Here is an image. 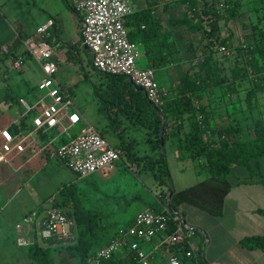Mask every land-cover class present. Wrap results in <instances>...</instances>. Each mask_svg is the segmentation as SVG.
<instances>
[{
  "label": "rangeland",
  "instance_id": "374dc122",
  "mask_svg": "<svg viewBox=\"0 0 264 264\" xmlns=\"http://www.w3.org/2000/svg\"><path fill=\"white\" fill-rule=\"evenodd\" d=\"M49 1L58 6L66 4V0H0L3 12V15L0 14V19H2V21L0 20L2 22L0 31L3 27H8L16 36L17 41H22L20 47H17L20 52L18 56L22 60L20 69L14 66L12 53L3 52V47L0 51V118L8 115L15 119L20 117V112L25 110L19 100L21 91L17 88L18 82H16L19 78H24L30 86L35 87L41 78L45 77L40 61L29 52L27 41L33 39L35 42H39L41 40L38 27L47 23L48 14L45 5ZM242 1L243 7L237 18L228 22L220 21V37L222 39L231 37L232 49L225 52L218 51L217 58L221 59L229 72L234 68L236 60L241 61V45L255 40L254 25L264 16V5L261 1ZM148 2L149 0H134L137 7L145 6ZM185 10L186 5L176 0H159L157 5V12L163 19L167 30H170V18L182 17ZM176 29L180 32L177 33L176 42H179L182 47V51L180 49L178 54L179 62H175L173 64L175 66H170V72L173 71L170 77L165 75L163 79L162 70H156L157 79L165 92H168L165 88L166 84L177 81L180 74L190 66L192 55L187 48L191 42L197 48H201L206 42L202 41L203 33H193L186 26H176ZM17 30L22 34L20 35ZM4 46L10 50V43ZM3 57H5L4 60ZM78 58L77 62L72 59L61 62L55 77L65 84L67 90L73 89L76 102L84 117L83 121L85 120L88 124L95 126L115 147H120L123 142L132 141L134 143L136 141L134 152L146 153L151 146L149 142H146L152 136L151 129L146 124L134 122L125 115L113 110H106L104 102L94 92V84L100 85L101 74L93 68L90 57L84 49H79ZM138 64L146 67V58L141 56ZM10 72L16 80L15 84L13 82L14 88L11 90L7 88L6 84L7 75ZM85 75L87 78L83 79ZM104 75L110 84V78L105 73ZM24 80L22 79L21 87L26 84ZM249 84V81L244 82L245 86L240 87L238 92L230 95L226 93V89H216L204 100L208 107L214 108L218 121L231 120L242 124L245 127L242 137L250 136L247 130L249 124L258 118H264V91L258 93V97L254 100V107H249L246 100ZM40 94L41 91L37 88V97ZM27 100L34 103L36 98ZM46 101L49 99L47 98ZM36 111V109L33 110V112ZM150 118L147 116L146 122H151ZM174 149L171 142H167L171 179L177 187L190 185L197 179L204 178L209 174L207 170H202L201 175L191 170H182L181 167L185 163L178 159ZM12 156H7V158L0 156V264H38L28 255L27 247L36 242L40 244H44V242L37 240L36 230H28L21 236L30 242L20 245L18 242L19 228L26 224L27 213L35 209L51 207L54 199L59 197L60 188L65 184L71 182L86 184L89 188H85L84 191L83 200L85 204L100 211L104 222L113 228H116L114 223L121 222L122 219L130 222L140 211L151 207L155 201L164 199L163 191H160L158 185L155 186L151 182L153 177L142 172L140 162L128 160L126 152L122 159L117 162L115 170L107 176L110 179V188H101V190L93 188L95 184L90 178L93 174L98 176L99 171L82 178L54 155H51L52 157L47 161L40 154L35 160L26 163L22 157L12 158ZM21 164H23L22 169H20ZM260 166L264 176V159L260 161ZM256 168L257 166H255ZM260 177L259 175L255 176V178ZM246 178H250V172L242 166L236 167L229 176L233 187L239 186L235 188H249L244 184ZM263 186L260 183L259 186L252 188H264ZM96 194L99 195L95 197ZM134 196L138 198L132 199ZM183 210H185L187 224L193 231L192 233L190 230L189 238L195 245L202 264H207L206 259L218 261L223 250L237 248L235 232L229 231V227L236 224V219L229 221L224 228L219 223L221 220L219 216L211 215L194 207H181L182 213ZM51 248L53 252L50 264H77V261L71 259L62 249L57 246ZM143 248L148 253L152 251V246L147 243L143 245ZM186 263L197 264L193 260H186L184 264Z\"/></svg>",
  "mask_w": 264,
  "mask_h": 264
},
{
  "label": "trees",
  "instance_id": "16d2710c",
  "mask_svg": "<svg viewBox=\"0 0 264 264\" xmlns=\"http://www.w3.org/2000/svg\"><path fill=\"white\" fill-rule=\"evenodd\" d=\"M176 1L184 3L186 10L182 17L170 18V30L166 29L163 19L157 13L159 0H149L147 5L136 7L125 20L130 39L145 44L147 66L155 70L171 66L178 61L179 49L172 44L173 39L171 40L176 26H186L193 33H203L202 41L206 42L201 48H197L193 42L188 46L192 55L190 66L172 83L173 95L167 96L165 103L157 107L150 101L145 91L128 77L111 74H106L110 78L107 88L103 91L95 88V91L104 102L106 110L125 115L134 122L146 124L151 129L152 136L149 139H155L157 153L135 155L132 158L133 161L142 163L143 169L152 173L157 185L164 188L162 192L164 199L152 203L151 208L163 211V204L173 189L166 149H162V143L171 134L180 136L177 144L180 157L191 158L194 161L204 158L202 165L209 171L207 178L175 191L170 200L172 208L180 211L184 204H189L219 216L224 212L225 199L232 187L229 176L236 167L242 166L249 170L250 178H246L245 183L264 185L260 166V161L264 159V118H258L249 124L247 130L250 136L242 137L245 132L242 124L231 120L216 122L215 112L209 109L204 100L216 89H226L228 95L236 93L240 87L245 86L244 82L249 81L246 100L249 107H254L258 93L264 91V16L254 25L255 40L241 45V61L236 60L234 68L229 72L221 59L217 58L222 46L227 50L232 49V38L220 37V21L228 22L237 18L241 13L243 1L225 0L226 6H220L221 0ZM259 1L264 5V0ZM66 3L70 9L76 10L68 0ZM45 38L56 44L53 40L58 41V35L54 27L48 29ZM21 42L17 41L8 27H3L0 31V51L3 45L10 43L9 53L14 54ZM147 116L151 117V122H146ZM164 120L165 130L163 135H160ZM11 130L16 133L19 128L17 125H11ZM118 148L122 156L126 152L125 149L128 154L131 153L123 144ZM256 175L261 177L255 178ZM83 196L84 191L76 182L60 188L57 204L71 207L78 237L74 243L65 244L59 241L57 247L75 259L77 264H139L138 261L121 257L119 254L108 259H100L98 263L93 262L97 251L118 236L119 227L109 228L101 212L87 206ZM137 198L134 196L132 199ZM256 212L264 217V209L258 208ZM134 219L121 226L132 224ZM240 241L245 248L264 250V234L246 235ZM45 243L54 244V241L49 240ZM27 252L38 264H50L52 257L50 245L36 242L27 247ZM156 263L158 261H155ZM199 264L202 262L199 261Z\"/></svg>",
  "mask_w": 264,
  "mask_h": 264
},
{
  "label": "built area",
  "instance_id": "2783aa9c",
  "mask_svg": "<svg viewBox=\"0 0 264 264\" xmlns=\"http://www.w3.org/2000/svg\"><path fill=\"white\" fill-rule=\"evenodd\" d=\"M226 5L225 0H221L220 6ZM135 8L134 0H80L76 10L82 20L81 39L90 49L93 65L99 71L128 77L145 91L155 106L160 107L167 100L168 92L161 87L155 69L139 66L138 60L142 55L140 45L130 39L125 24ZM52 24L54 21L50 20L38 28L41 35L39 42L33 39L27 41L29 52L36 56L45 72V77L38 84L41 94L35 102L21 100L25 108L22 117H30L33 128L15 133L11 125L0 123V156L7 158L24 152L34 146L37 133L44 132L50 135L38 148V153L58 157L82 178L97 171L110 174L122 159L121 150L91 124L87 123L79 132L73 133V129L83 122V116L70 91L55 78L59 68L54 59L55 46L45 38ZM220 50L225 52L227 48L222 46ZM4 51L9 52L7 46L3 47ZM21 64L22 60L18 58L15 65L19 67ZM47 98L49 101H46ZM34 109L37 111L33 112ZM57 128L61 129L60 132H55ZM71 211V207L59 206L55 198L51 207L35 209L25 220L31 230H36L40 242L74 243L78 237L77 224ZM190 230L193 233L183 213L169 207L167 199L163 211L147 207L137 214L132 224L119 227L118 236L97 251L93 262L111 258L124 248L127 257L139 264H154L155 257L160 255L167 258L166 264H184L186 260L199 264L195 245L189 238ZM18 242L24 245L30 241L19 237ZM146 243L151 244V253L144 250Z\"/></svg>",
  "mask_w": 264,
  "mask_h": 264
},
{
  "label": "crops",
  "instance_id": "0c3cea01",
  "mask_svg": "<svg viewBox=\"0 0 264 264\" xmlns=\"http://www.w3.org/2000/svg\"><path fill=\"white\" fill-rule=\"evenodd\" d=\"M79 1L80 0H68V2L71 5H73L75 8H76L77 3ZM66 4L58 6L56 3H53V2L49 1L45 5L46 12L48 14L47 23L50 20L54 21V24H52L49 28L54 27L55 31L57 32V35H58V38H57L58 41L53 40L56 43V46L53 43L54 46L55 47L58 46L57 50H55V52H56L55 53L56 60L58 61L59 66H60L61 62H67L68 59H72L75 62H77V60H79V58H78L79 57V49H84L88 53V55L90 57V62L92 64L93 68L96 69L94 67V65H93V62H92V53H91L90 49L83 44L82 39H81V28H82L81 15L78 13V11L70 9ZM0 8H1V3H0ZM157 13L159 14V12H157ZM0 14L3 15L2 9L0 10ZM47 23H44V25L47 24ZM41 26H43V25H40L39 27H41ZM177 33H180V32L177 31V29L175 27L173 29V35H172L173 38H171V40L173 39L172 44H175L178 47V49L179 50L181 49V51H182V47L180 46L179 42H176V38L178 37ZM137 43L140 45V48H141V51H142V55L141 56H144L146 58V62H147V65H148V56H147V50H146L145 44L143 42H141V41H137ZM3 47H4V45H3ZM19 53L20 52L17 50L13 55H14V66L16 68L20 69L21 66L17 67L15 65V61L18 59V57L20 58V56H18ZM171 66H175V65L172 64ZM160 69L163 72V79L165 78V75H167V77H170L171 72L173 74V71L170 72V70H171L170 66L163 67V68H160ZM43 71H44V69H43ZM97 71L101 74L102 78H101V81H100V85L94 84L95 95H97L96 91H95V88H97L100 91H103L104 89L107 88V86L109 84V80L105 77L104 73H102L99 70H97ZM11 76H13V77H11ZM15 76H17V75H15ZM86 78H87V76L85 75L83 77V79H86ZM22 79L24 80V78L21 77V78L18 79V81H16L14 75H12V73L10 72L7 75V81H6L7 88L9 90L13 89L14 88L13 82L15 84V81H16V82H18L17 83L18 84L17 88L20 89V91H21L20 92V99H19L20 102H21L22 99L27 100L29 98L34 100L37 97L38 84L41 82L43 77L35 85V87L30 86L29 83H27L26 80H24V82L26 84H24V86L21 87ZM56 80L61 86H63L64 88H67L65 86V84H63L58 78H56ZM173 82H175V81H173ZM173 82H171L170 84H166V86H165L166 90L168 91V95H170V96L173 95V92H172V83ZM69 91H70V93H71V95H72V97L74 99L76 107L80 111V106L76 102V97H75V94L73 92V89L69 90ZM209 109L210 110L212 109L215 112L214 108H210L209 107ZM80 113H81V111H80ZM22 114H23V111L20 112V114H19L20 117H16L15 119H12L8 115H6L4 117H1L0 118V123L4 124V125H17L19 130L33 128L31 118L29 117L27 119H24L22 117ZM215 116H216V114H215ZM83 119H84V117H83ZM216 122L223 123V121L221 122V121L217 120V116H216ZM86 124H87V122L85 120L83 122H81L79 125H77L73 129V133H76L77 131H80L81 129H83ZM60 130H61L60 128H57V130L55 132H60ZM168 132H170V128L168 129ZM49 135H50V133L38 132L37 133L36 142L34 143V146L33 147L32 146L28 147L22 153L14 154L12 156V158L20 156V157H22L25 160L24 163H26V162H30V161L35 160L41 154V155L44 156V158L47 161H49L50 158L52 157L51 154L38 153V151H37L38 148L49 137ZM179 137H180L179 135H171V134L168 135V138L166 139V141L163 142L164 148L166 149V153H167V142H171V145H173V147L175 148L174 150H175L176 156L178 157V159L180 161L185 163V164H183L181 169L184 170V171L191 170V171L195 172L196 174L201 175L202 174L201 173L202 170H207L202 165V162L204 161V158H200V159H197V160L194 161L191 158H182V157H180V153H179V150L177 148V144L179 142ZM172 138H173V140H171ZM135 142L132 143V141H131L129 143H125V142L121 143V145L123 144V146H125V148H128L131 151V153L128 154L127 153V149H125L128 160L131 161L133 156H135V155H145V154H156L157 153V149H156V144L157 143H156L154 138L151 139V140L148 138L146 140V142H149L151 144V146L149 147L147 152L145 151L146 153H144V154H138V153L134 152L133 149H134L135 144H136ZM175 144H176V146H175ZM167 159H168V163H169L168 155H167ZM133 162H135V161H133ZM23 164H21L20 169H22V167H23L22 165ZM140 166L143 169L142 163H140ZM136 170H137V168H136ZM170 171H171V169H170ZM142 172H144L146 174H150L151 177H153L152 173L150 171L146 170V169H143ZM107 176H108V174H104L101 171H99V175L98 176L93 174L90 177V178H92V181H94L93 183L95 184L93 186V188H99L100 190H101V188H103V189L104 188H110L109 187L110 186V183H109L110 179ZM208 176H209V174L206 177H204V178L197 179L194 183H192L190 185H187L185 187H177L175 185V183L172 181V179H171V183H172L173 188H175V191H177V190H180V189H184V188H186L188 186L195 185L199 181L207 178ZM151 182L155 186L157 185L154 177L151 179ZM241 183H243V182L241 181ZM244 184L247 185V187H249V188H242V187L241 188H235V187H239V186L236 185V186L233 187V184H232V187H231V189H230V191L227 194L226 199H225L224 212H223L222 215H219V217L221 219L219 221V223L224 228H226V225L229 223V221H231L233 219H236V221H237L236 224L233 227H229V231L230 232H233V231L235 232V239H236L237 248L223 250L222 253H221L220 259L218 261H214L213 259H206L205 262L207 264H264V250H262V249H248V248H245V247L242 246L241 241H240L241 238L246 236V235L264 234V217L256 212V210L258 208L264 209V188H252V187H255V186H259L260 183H244ZM78 185H79L80 188L83 189V191H85V188H89L86 184H78ZM158 187H159L160 191L164 190V188H161V186H158ZM98 195L99 194H96L95 197H97ZM182 207L183 208L184 207L197 208V207L189 205V204H184ZM197 209H199V208H197ZM183 211H184L183 212L184 218L187 221V218H186V215H185V210H183ZM29 213L26 214V217L29 215ZM122 220H120L121 222L114 223V226L116 228H118L122 224L128 222V221H126L124 219H122ZM108 227L110 228L109 225H108ZM28 230H31V228H30L29 223L26 221V224L19 228V233L20 234L18 236L20 237L22 235V233H24L25 231H28ZM21 237H24V236H21ZM44 245H50L51 247L52 246H57V244H48V243H45V242H44ZM149 245H151V244H149ZM118 254L121 257L128 258L124 248H121V250H120V252ZM164 258H163V255L156 256L155 257V261H158V263H156V264H166V259H164Z\"/></svg>",
  "mask_w": 264,
  "mask_h": 264
},
{
  "label": "water",
  "instance_id": "95a60500",
  "mask_svg": "<svg viewBox=\"0 0 264 264\" xmlns=\"http://www.w3.org/2000/svg\"><path fill=\"white\" fill-rule=\"evenodd\" d=\"M161 115H162V113H161ZM165 126H166V121L164 120L163 121V125H162V128H161V130H160V135H163V133H164V130H165ZM162 148H164V144L162 143ZM175 192V188H173L172 189V192L169 194V196H168V205H169V207H171L172 208V205H171V203H170V200H171V196H172V194Z\"/></svg>",
  "mask_w": 264,
  "mask_h": 264
}]
</instances>
